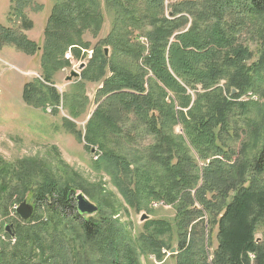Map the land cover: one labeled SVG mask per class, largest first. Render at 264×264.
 I'll use <instances>...</instances> for the list:
<instances>
[{"label":"trees","instance_id":"1","mask_svg":"<svg viewBox=\"0 0 264 264\" xmlns=\"http://www.w3.org/2000/svg\"><path fill=\"white\" fill-rule=\"evenodd\" d=\"M33 1L13 6L19 29L29 23L24 10ZM102 6L112 13V28L92 46L82 32L101 26ZM0 29L8 30L4 25ZM45 32L43 63L53 72L63 65L60 56L67 49L93 50L82 70L85 81L78 83L81 89L88 81L99 83L86 138L101 147L100 161L114 169L130 205L148 199L177 209L178 253L171 255L176 264H251L250 253L254 264H264V245L256 237V224L264 215L257 203L264 205V141L255 147L252 162L228 168L220 158L230 152L226 134L233 117L244 115L252 101L240 98L264 85V0H59ZM245 33L260 42L256 61ZM141 36L147 45L139 41ZM11 42L28 53L36 47L22 33ZM44 81L41 88L27 82L23 97L57 111L62 96L50 80ZM80 96L88 100L86 94ZM178 124L183 134L176 133ZM149 135L154 141L137 150L143 154L134 157L138 161L110 147L112 139L116 146L133 145ZM48 178L35 192L36 203L61 222L69 221L71 233L87 246L73 262L66 246L71 233L65 238L42 220L17 229L19 250L8 252L3 244L0 264H30L33 253L40 256L37 264H143L116 221L82 216L75 190ZM7 208L6 201L3 210ZM147 222L149 232L137 237L139 251L163 264V250L173 248V226L165 219ZM215 225L219 243L209 261Z\"/></svg>","mask_w":264,"mask_h":264},{"label":"rangeland","instance_id":"2","mask_svg":"<svg viewBox=\"0 0 264 264\" xmlns=\"http://www.w3.org/2000/svg\"><path fill=\"white\" fill-rule=\"evenodd\" d=\"M177 1L181 0H169L171 3ZM20 2L21 0H0V7L6 11L0 13V21H4V26L8 28L3 31L0 29V251L4 247L3 244H6L8 252L19 250L17 229L20 226L33 225L38 221L46 220L53 224V229L61 231L65 238L71 233L69 221L61 222L40 203H36L35 192L38 186L49 181L48 177H52L60 184H67L75 190L76 206L77 195L84 194L99 209L91 216L103 215L116 221L117 226L120 227L118 230L134 243L143 264H157L158 259L156 260L153 255L141 254L137 237L141 233L149 232L151 227L147 229V221L154 219L169 221L174 229L175 236L170 238V242L173 245L172 249L175 248V255L178 253L175 226L177 209L165 202L164 205L154 207L152 205L154 201L148 202V199L143 205H130L120 190L114 169L100 161L103 152L101 147L99 144H90L86 138L87 122L97 105L99 83L88 81L84 89L79 88L78 83L85 81L82 78V70L88 65L92 53L84 49L79 50L78 47L76 50L69 48L60 56L63 65L54 72L50 70L49 66L43 63L44 45L48 43H46L45 31L53 7L59 0H34L24 10L29 23L25 26L21 25L19 29L13 6L19 5ZM101 9L103 13L101 26L96 30L84 29L82 32V37L92 46L105 38L112 28V13L103 6ZM29 29H33L32 33L35 37L43 35L42 41L39 40L40 38L29 37L26 34V30ZM19 33L36 43V47L31 48V53L19 50L17 44L11 42ZM243 39L254 52L256 61L260 42L249 33H245ZM139 41L142 42L140 37ZM67 53L70 54L68 58ZM82 63L85 67L80 70ZM73 70L78 71L80 75L68 81L67 77ZM45 78L50 80L49 85L52 83L62 96L57 111L53 110L49 103L45 105V103L27 102L23 97L27 82H32L41 88L43 86L40 85H47ZM251 91L257 98H253L245 105L247 112L244 115L233 117L230 134H226L230 152L226 158L222 156L220 158L228 168L236 162H252L255 147L258 149L264 141V85L259 91ZM81 94H86L88 97L86 102H83ZM236 111L239 112L240 109ZM175 129L177 134H183L180 124ZM153 141L154 137L149 135L139 138L137 144L122 143L116 146L115 140L112 139L110 147L118 153L126 154L131 161H138L134 157L143 154L138 153L137 150L143 149L144 145ZM191 152L193 158L199 160L196 153L193 150ZM198 163L203 165L201 161ZM259 197L260 195L257 200ZM3 200L8 202L7 210H3L5 205ZM23 202L30 204L34 210L32 217L25 221L17 213V207ZM257 203L263 210L262 202ZM196 205L202 209L199 203ZM144 215L148 218L142 220ZM207 218L210 217L204 216L205 220ZM7 226L10 227L11 232L6 230ZM198 231L199 233L202 231L201 223L198 225ZM256 232L258 242L264 245V215L258 219ZM211 241L212 245L208 248L209 261L213 259L219 243L216 225L212 227ZM66 246L70 248L72 261L75 262L77 251L83 252L87 245L84 246L83 239L79 240L76 234L71 233ZM172 249L163 250L166 253L163 264H176V260L171 257ZM250 257L251 264H254L255 255L250 253ZM39 259V254L33 253L30 264H37ZM91 263L98 264L94 260L87 263L80 261V264Z\"/></svg>","mask_w":264,"mask_h":264},{"label":"water","instance_id":"3","mask_svg":"<svg viewBox=\"0 0 264 264\" xmlns=\"http://www.w3.org/2000/svg\"><path fill=\"white\" fill-rule=\"evenodd\" d=\"M85 67V64L82 63L79 67L80 70H82ZM80 75V73L78 71H71V74L67 77L68 81H71L74 77H78ZM77 207H78V211L79 213L84 216V217H88L93 215L94 213L98 212V207L92 203L91 201H89L84 194H78L77 197ZM33 207L28 204L27 202H23L21 203L18 207H17V213L25 220L29 219L32 217L33 215ZM146 218H148L147 215H144L142 217V220H145ZM6 230L8 232L10 231V227L7 226ZM175 252V248L172 249V253L174 255Z\"/></svg>","mask_w":264,"mask_h":264},{"label":"built area","instance_id":"4","mask_svg":"<svg viewBox=\"0 0 264 264\" xmlns=\"http://www.w3.org/2000/svg\"><path fill=\"white\" fill-rule=\"evenodd\" d=\"M140 38H141L142 42H143L144 44L147 45V43H148L147 38H146V37H143V36H141ZM85 51H86V52L89 51L90 53H93V50H91V49H89V50H85ZM68 57H70V54L67 53V58H68ZM253 98H257V97H256V95L252 94V92H249V93L246 95V97H245V99H253ZM152 205H153L154 207H158V206H160V205H164V202H163V201H154V202L152 203Z\"/></svg>","mask_w":264,"mask_h":264},{"label":"crops","instance_id":"5","mask_svg":"<svg viewBox=\"0 0 264 264\" xmlns=\"http://www.w3.org/2000/svg\"><path fill=\"white\" fill-rule=\"evenodd\" d=\"M1 8H3V7H0V13H5L6 11L4 10V8L3 9H1ZM44 9H46V8H44ZM30 15L32 16V14L30 13ZM0 24H3V25H5V22L4 21H0ZM33 29H29V30H26V34L29 36V37H31V38H40L39 40L40 41H42V39H43V35L42 36H34L33 35ZM33 41V40H32Z\"/></svg>","mask_w":264,"mask_h":264}]
</instances>
